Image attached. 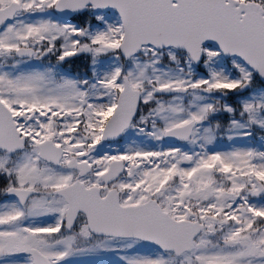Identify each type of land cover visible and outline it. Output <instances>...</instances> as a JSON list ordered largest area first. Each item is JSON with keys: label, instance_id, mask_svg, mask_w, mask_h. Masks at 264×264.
I'll return each instance as SVG.
<instances>
[{"label": "snow or ice", "instance_id": "1", "mask_svg": "<svg viewBox=\"0 0 264 264\" xmlns=\"http://www.w3.org/2000/svg\"><path fill=\"white\" fill-rule=\"evenodd\" d=\"M0 264H264V0H0Z\"/></svg>", "mask_w": 264, "mask_h": 264}]
</instances>
